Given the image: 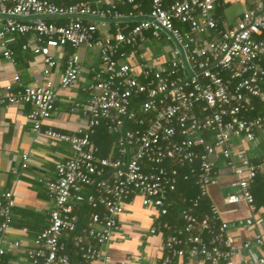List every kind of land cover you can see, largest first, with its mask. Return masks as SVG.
Masks as SVG:
<instances>
[{
    "label": "built area",
    "instance_id": "built-area-1",
    "mask_svg": "<svg viewBox=\"0 0 264 264\" xmlns=\"http://www.w3.org/2000/svg\"><path fill=\"white\" fill-rule=\"evenodd\" d=\"M126 4L131 5L128 11L121 9ZM148 4L144 13L135 0H107L102 7L94 6L93 0L66 5L0 0V46L12 63V51L2 40L7 33L32 34L34 40L21 48L38 55L46 68L56 64L52 50L65 44L73 49L57 83L46 79L39 85L14 84L19 80L14 73L0 88V104H30L31 129L66 141L71 148V154L55 164V176L44 181L53 206L48 222L25 250L30 264H112L105 245L120 228L118 214L132 195L157 209L149 232L165 233V254L156 264H236L237 248L224 233L229 224L217 223L216 206L210 203L202 215L193 210L207 186L217 182L216 153L233 172L223 202H245L254 209L249 182L257 170H264V154L254 163L243 151L234 154L231 143L254 142L264 131V0H248V7L230 26L217 18L218 0H148ZM52 17L67 21L56 24L45 19ZM126 21L133 23L123 30L118 24ZM109 22L114 31L99 35V27ZM147 37L160 42L168 53L166 60L160 53L143 52ZM90 47H96L98 63L91 67L86 85L85 125L71 133L42 127L54 112L58 89L73 86L81 51ZM254 100L262 110L249 116ZM101 120L108 131L118 134L116 149L105 155L91 139ZM22 160L25 167L26 153ZM186 165L189 169L182 178L194 177L197 193L183 199L187 205L179 211L182 223L174 227L162 218L171 205L169 194L175 191L178 167ZM81 204L100 208L82 227L77 212ZM13 205L11 193L1 192L0 264ZM263 219L264 210L256 218H239L232 224L248 226ZM263 236L264 227L252 240L264 245ZM69 241L78 254L75 261ZM250 244L245 240L242 246L249 250ZM175 257L184 260L174 261ZM193 258L198 261L192 262ZM237 264H264V246L260 254H248Z\"/></svg>",
    "mask_w": 264,
    "mask_h": 264
},
{
    "label": "crops",
    "instance_id": "crops-1",
    "mask_svg": "<svg viewBox=\"0 0 264 264\" xmlns=\"http://www.w3.org/2000/svg\"><path fill=\"white\" fill-rule=\"evenodd\" d=\"M106 3L107 0H93V5L97 7H102ZM248 5V0H218L215 13L223 26H230ZM98 32L101 36L110 32L109 24L99 27ZM2 40L5 42V48L12 51L15 61L12 63L5 58L0 46V88L11 80L14 73L19 75L18 82L14 84L39 85L46 79L57 83L64 68L65 58L73 51L68 47L52 50L56 64L46 68L38 55L29 48H21L23 43L34 40L32 34L7 33ZM143 43L142 49L145 54L160 53L162 61L168 57L167 51L161 47L160 42L147 37L146 42ZM97 63L96 47L81 51L76 81L70 88L58 89L54 112L49 119L42 122V127L50 126L56 130L71 133L85 125L86 116L82 110L87 96L86 85L91 80V67ZM31 109L30 104H0V193L9 191L14 201L11 209V223L3 239L6 250L1 264H30L25 250L32 245L33 238L48 222V211L53 206V200L48 195L44 181L53 178L55 164L71 154V148L66 141L48 137L42 133L37 134L31 129V122L27 118ZM257 136L251 143L233 140L232 152L235 154L237 151H243L248 157L257 158V153L262 151L260 149L264 145V131L258 132ZM24 153L28 155V160L26 166L22 167ZM213 158L217 182L207 186L205 198L209 202L208 205L211 203L217 208V223L223 221L229 224L224 233L237 248V254L233 256L237 264L242 257L248 254L258 255L262 251L264 245H257L252 239L254 234L264 227V219L262 222L248 226L233 225L232 222L239 218H256L264 210V204L254 202V209H251L245 202L224 203L223 196L229 189L228 184L233 178V172L219 153H216ZM232 160L237 162L235 156ZM185 198L181 197L180 201L183 202ZM170 201L172 203L173 200L170 199ZM83 206V204L80 205L81 208ZM122 206L123 211L118 214L120 228L112 234L105 245L111 263L156 264L165 254L162 245L165 233L149 232V228L157 217V209L143 205L139 195L130 196ZM179 211L180 208H177L175 221L170 222L174 227H179L182 223ZM88 219L89 214L78 213L80 227L85 225ZM162 219L169 222L165 217ZM64 237L66 235L62 236L63 239ZM16 240L20 241L17 246L13 245ZM245 240L251 241L249 250L242 246ZM70 249L73 251L70 253L71 258L77 260L76 248L71 246ZM183 260V258H174V261ZM191 261L196 263L198 258H193Z\"/></svg>",
    "mask_w": 264,
    "mask_h": 264
},
{
    "label": "trees",
    "instance_id": "trees-1",
    "mask_svg": "<svg viewBox=\"0 0 264 264\" xmlns=\"http://www.w3.org/2000/svg\"><path fill=\"white\" fill-rule=\"evenodd\" d=\"M51 1H53L57 4L66 5V4L73 3V2H76L79 0H51ZM135 1L140 4V9L142 10V12L145 13L148 10V5H149L148 0H135ZM121 9L128 11L131 9V5L126 4V5L122 6ZM45 19H46V21L54 22L56 24H63L67 21V19L64 17H52V18H45ZM132 23H133V21H126V22H120L118 25L120 28L125 30V28L127 26H130ZM108 24L110 26V31L113 32L115 29L113 23L109 22ZM97 34H99V33H97ZM19 35H25V34H19ZM66 47H68L69 49H72L69 44H65L64 48H66ZM254 103H255L254 104L255 109L248 113L249 116L257 115V113L262 110V107H260L258 105L256 100H254ZM128 125H130L129 122H127L126 126H128ZM117 136H118L117 133L108 131L104 122L101 120L94 127V130L91 134V139L93 140L95 145L98 147L99 154L105 155L108 152H110L112 149H116L115 141L117 139ZM260 150H262V151L261 152L257 151L258 152L257 158H255V157L252 158L249 156V159L252 162L257 163L260 161L261 156L264 154V145H263V147H261ZM188 169H189L188 165H186L184 167H178L179 175H178L176 188H175L174 192L169 194V198L173 201H172L171 205H169V207H168L167 214L164 215V217L166 219H168L169 222L175 221L174 216H175V211L177 210V208H181V207L187 205L185 201H183V202L180 201V198L181 197L191 198V197L195 196V194L197 193V185L194 183V177L189 175L186 179L182 178V174L187 172ZM249 190L253 195V200L255 203L258 202V204H264V170H257L255 176L249 182ZM208 203L209 202L206 201L205 196L201 197L198 205L193 210L194 214L202 215L203 213L207 212L208 211ZM93 210H100V208L94 209V208H91L87 204H85L82 208L81 207L77 208V212L81 213V215L90 214ZM71 246H72V243H71V241H69L68 245H67L69 253L73 252L70 249Z\"/></svg>",
    "mask_w": 264,
    "mask_h": 264
}]
</instances>
